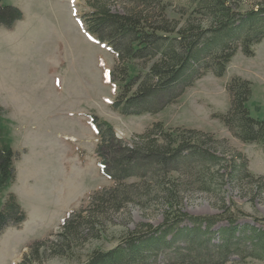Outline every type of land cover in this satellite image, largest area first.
Segmentation results:
<instances>
[{
  "label": "rangeland",
  "instance_id": "rangeland-1",
  "mask_svg": "<svg viewBox=\"0 0 264 264\" xmlns=\"http://www.w3.org/2000/svg\"><path fill=\"white\" fill-rule=\"evenodd\" d=\"M89 1L1 0L3 5L18 8L23 18L11 29L0 27L3 137L16 153L15 180L1 194L0 206L6 194H13L26 220L0 235V264H20L27 246L53 238L70 213L87 206L91 194L112 186L113 182L99 173L98 139L89 116L109 124L127 143L159 122L167 130L195 129L225 141L214 145L220 157L231 150L218 166L171 173L166 178L168 185L162 177L126 180L135 183L136 195L119 212L109 214L98 238L76 246L72 260L55 257L41 264L84 262L92 250L112 249L141 224L158 226L163 220L166 188L179 193L182 211L191 216L217 215L229 208L248 215L238 220L239 225L262 228V223L252 219H264V190L254 192L249 178L230 182L231 164L227 161L232 153H241L247 158V172L255 178L264 176V151L256 144L240 142L211 116L228 111L225 86L238 77L251 84V117L264 120V41L254 46V57L238 50L221 78L206 74L159 113L124 116L111 106L118 88L109 79L115 57L87 31ZM100 1H108L112 11L121 10L120 0ZM242 1L240 11L245 12L256 0ZM164 3L169 19H183L177 14L186 5L183 0ZM225 226L222 222L213 230ZM159 262L164 264L162 258ZM227 264L264 261L247 258Z\"/></svg>",
  "mask_w": 264,
  "mask_h": 264
},
{
  "label": "trees",
  "instance_id": "trees-1",
  "mask_svg": "<svg viewBox=\"0 0 264 264\" xmlns=\"http://www.w3.org/2000/svg\"><path fill=\"white\" fill-rule=\"evenodd\" d=\"M183 1L186 5L177 13L182 20L167 17L165 0H120V11H112L108 1H89L87 31L115 57L109 73L110 82L118 87L111 104L114 111L124 116L159 113L206 74L221 78L238 50L254 57V46L264 41V0H256L245 12L240 11L242 0ZM22 18L18 8L0 0V27L11 29ZM225 90L228 111L211 117L240 142L256 144L264 151V120L250 115V82L235 77ZM4 116L0 106V196L16 176V153L3 137ZM89 123L98 139L99 173L113 184L91 194L87 206L70 213L53 238L27 246L20 264H41L55 257L74 259L76 246L98 238L109 214L132 202L136 185L126 180L162 177L168 185L166 178L171 173L218 166L231 150L225 147L220 157L214 145L225 141L195 129L167 130L159 122L134 136L131 143L117 137L113 128L96 116H89ZM227 162L231 164L230 182L249 178L254 192L264 190V176L255 178L247 172L245 155L234 152ZM167 189L162 196L161 224H141L112 249H94L86 261L76 264H160V258L164 264H227L247 258L264 261V219H252L262 223V228L241 226L238 220L248 215L229 208L217 215L191 216L182 211L179 193ZM25 220L16 197L6 194L0 206V235ZM222 222L226 226L214 231Z\"/></svg>",
  "mask_w": 264,
  "mask_h": 264
},
{
  "label": "crops",
  "instance_id": "crops-1",
  "mask_svg": "<svg viewBox=\"0 0 264 264\" xmlns=\"http://www.w3.org/2000/svg\"><path fill=\"white\" fill-rule=\"evenodd\" d=\"M10 146H11V148H12V150H13V147H12V145L11 144H9ZM3 234V233H2Z\"/></svg>",
  "mask_w": 264,
  "mask_h": 264
}]
</instances>
